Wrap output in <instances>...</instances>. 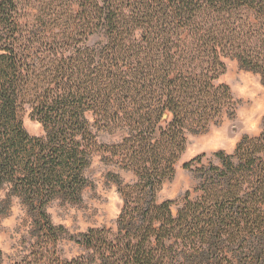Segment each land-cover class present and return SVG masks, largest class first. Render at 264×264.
I'll use <instances>...</instances> for the list:
<instances>
[{
    "label": "trees",
    "instance_id": "obj_1",
    "mask_svg": "<svg viewBox=\"0 0 264 264\" xmlns=\"http://www.w3.org/2000/svg\"><path fill=\"white\" fill-rule=\"evenodd\" d=\"M225 57L264 82V0H0L7 199L18 197L40 232L64 231L46 207L82 199L98 146L88 112L123 130L119 143L100 146L135 175H111L122 199L115 227L81 233L84 254L65 264H264V124L233 153L216 152L218 164L196 166L202 155L184 163L198 185L157 199L188 133L235 109L229 86L218 83ZM26 104L43 136L25 129Z\"/></svg>",
    "mask_w": 264,
    "mask_h": 264
},
{
    "label": "rangeland",
    "instance_id": "obj_2",
    "mask_svg": "<svg viewBox=\"0 0 264 264\" xmlns=\"http://www.w3.org/2000/svg\"><path fill=\"white\" fill-rule=\"evenodd\" d=\"M100 40L101 36L96 35L88 43L93 45ZM223 61L226 68L218 83L229 86L235 109L227 110L205 131L188 133L187 148L175 165L173 178L165 182L157 194L159 202L179 199L198 185L195 168L186 169L184 163L202 155L201 163L196 166L218 164L216 152L233 153L243 136H257L263 128L264 82L260 75L243 69L233 57H225ZM86 116L98 146L86 170L88 185L82 199L77 203L56 199L46 207L53 225L62 226L64 231H56L54 238L51 233L40 232L35 227V214L18 197L8 200L7 190L0 189V264H65L84 254L83 248L75 242L81 233L90 228L115 227L122 199L111 175L119 176L124 182H133L135 175L111 162L110 153L100 145L119 143L124 132L97 122L91 112ZM21 118L31 136L44 135L29 104L23 106ZM47 239L50 241L46 242Z\"/></svg>",
    "mask_w": 264,
    "mask_h": 264
},
{
    "label": "water",
    "instance_id": "obj_3",
    "mask_svg": "<svg viewBox=\"0 0 264 264\" xmlns=\"http://www.w3.org/2000/svg\"><path fill=\"white\" fill-rule=\"evenodd\" d=\"M168 117H169L168 112H164L163 115H162V120L166 121L168 119Z\"/></svg>",
    "mask_w": 264,
    "mask_h": 264
}]
</instances>
